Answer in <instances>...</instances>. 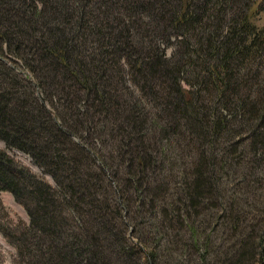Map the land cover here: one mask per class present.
Wrapping results in <instances>:
<instances>
[{
    "label": "trees",
    "instance_id": "16d2710c",
    "mask_svg": "<svg viewBox=\"0 0 264 264\" xmlns=\"http://www.w3.org/2000/svg\"><path fill=\"white\" fill-rule=\"evenodd\" d=\"M257 4L0 0V140L57 186L0 148V192L30 218L1 230L17 264H264L263 185L217 213L216 256L189 233L220 169L264 152Z\"/></svg>",
    "mask_w": 264,
    "mask_h": 264
},
{
    "label": "rangeland",
    "instance_id": "374dc122",
    "mask_svg": "<svg viewBox=\"0 0 264 264\" xmlns=\"http://www.w3.org/2000/svg\"><path fill=\"white\" fill-rule=\"evenodd\" d=\"M252 21L258 26H264V0H258V4L254 5L251 9ZM175 40V39H173ZM175 52L174 46L168 48V55H172ZM258 59H264V57H259ZM256 62L253 66L256 67ZM261 77V76H260ZM259 81H262V78H259ZM262 83V82H261ZM261 86V85H257ZM203 87V86H202ZM204 95L209 96L210 87L204 89ZM251 96L256 97L255 89L253 88ZM220 111H224L223 106H220ZM236 129H241L240 131L235 132L234 137L247 136L248 129L246 127H237ZM249 133V132H248ZM235 141V140H233ZM0 148L6 150L15 160L30 169L32 173L37 175L39 178L45 180L54 187H57L55 184V180L50 174L44 172L43 168L34 163L32 158L18 150V149H9L6 144L0 140ZM241 158L237 160V162L233 161L232 166H228V169L221 168L217 175L216 182V194H214L213 198H206L202 203V207L204 211V215L199 218L198 225L190 226V235L195 233V230H198L205 239L207 235L210 234L212 237V243L210 247H208V254L210 255V259L212 256H216V253L219 250V246L217 243L223 241L225 237L232 238L229 235L232 233L233 225L227 223V227L229 230L225 231L224 228L218 223L216 220L217 213L220 211V215L226 211L225 208L230 207V203L232 202V194L235 193V198L242 196L241 199L246 203L243 196H246L248 202L246 205L247 210L250 211L249 208H253V201L251 200V196L248 190L253 191L256 187L264 186V152L254 153L252 148L245 147L244 149L239 150L238 154ZM25 180V179H24ZM218 202V203H217ZM243 204L242 201H240ZM217 205V207H216ZM248 217V216H247ZM244 217L242 219V225L245 226L246 222H251L254 225V220L250 218ZM258 220L260 217H255ZM30 222V218L25 208L16 202L13 194L9 191L0 193V264H17L18 260V250L13 245V243L3 234L1 231L4 228H7L10 224H12L13 228L17 227L14 224H28ZM248 222V223H249ZM247 223V224H248ZM225 227V226H224ZM235 228V227H234ZM232 229V230H230ZM239 230L242 227L238 228ZM244 230V229H243ZM225 233V234H223ZM196 247V246H194ZM206 247V246H205ZM203 250L200 251V253ZM199 253V254H200Z\"/></svg>",
    "mask_w": 264,
    "mask_h": 264
}]
</instances>
